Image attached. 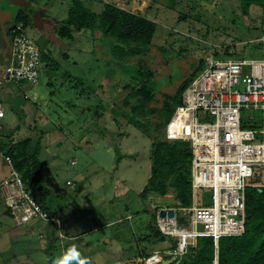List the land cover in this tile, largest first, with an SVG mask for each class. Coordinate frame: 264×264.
Wrapping results in <instances>:
<instances>
[{
  "label": "rangeland",
  "instance_id": "374dc122",
  "mask_svg": "<svg viewBox=\"0 0 264 264\" xmlns=\"http://www.w3.org/2000/svg\"><path fill=\"white\" fill-rule=\"evenodd\" d=\"M74 1L0 0V64H6L11 51L1 36V22L9 31L19 23L20 11L29 18L27 36L48 59L38 83L0 87L5 110L0 139L16 143L43 135L40 158L51 189L47 206L60 214L65 233L63 247L54 243L48 254L44 245L51 237V222L32 221L28 224L33 233H26V225H16L5 213L0 196V264H50L73 243L92 264H147L151 255H166L175 240L152 232L153 204L174 206L176 200L172 193L140 197L151 174L155 131L154 126L144 131L129 124L121 113L128 109L122 100L141 82L133 76L140 62L154 71L153 105L160 106L210 55L234 60L264 57L255 41L264 33V9L253 6L245 15L240 0H82L96 12L112 3L157 22L154 47L142 61L116 56L100 32L92 36L88 30L72 29V39L61 36L59 25ZM243 72L250 73V67L244 66ZM250 114L259 116L257 111L245 113ZM1 152L0 181L10 172ZM73 182L76 187L70 186ZM198 194L204 197L207 192Z\"/></svg>",
  "mask_w": 264,
  "mask_h": 264
},
{
  "label": "built area",
  "instance_id": "2783aa9c",
  "mask_svg": "<svg viewBox=\"0 0 264 264\" xmlns=\"http://www.w3.org/2000/svg\"><path fill=\"white\" fill-rule=\"evenodd\" d=\"M11 54L0 69V87L22 81L39 82L43 61L38 45L30 39L22 22L9 32ZM264 51V33L255 40ZM244 66L250 73L244 74ZM26 96V95H25ZM248 111H257L245 115ZM4 103L0 98V130L4 125ZM213 118V121L206 119ZM206 120V121H204ZM246 120L253 127H243ZM168 140L190 142L192 148V204L176 207L153 204L161 233L176 240L166 255L154 254L147 264L175 257L179 264L199 236H239L245 231V190L264 186V57L260 59L206 58V67L191 81L165 127ZM10 173L0 183V196L17 224L52 220L43 204L31 194L13 160L3 155ZM259 171L261 183H251ZM72 186H75L72 183ZM208 190L199 197L200 190ZM208 199L210 204H202ZM174 211V216L161 212ZM42 237V234L40 235Z\"/></svg>",
  "mask_w": 264,
  "mask_h": 264
},
{
  "label": "trees",
  "instance_id": "16d2710c",
  "mask_svg": "<svg viewBox=\"0 0 264 264\" xmlns=\"http://www.w3.org/2000/svg\"><path fill=\"white\" fill-rule=\"evenodd\" d=\"M240 5L242 12L248 15L253 6L264 9V0H240ZM28 19V16L20 11L16 20L26 26L29 23ZM157 27V22L147 16L112 3H105L104 8L96 12L86 6L82 0H75L66 20L59 25L58 32L68 39L73 38L72 29L75 32L88 30L92 36L100 32L103 39H109L116 56L126 59L138 57L140 60L154 47ZM257 43L261 47V43ZM215 57L219 58V55ZM41 58L42 61L48 60L42 53ZM205 63L206 60L202 59L198 69L185 78L173 94L166 95L160 106H157L153 105L156 102V89L151 82L154 71L147 70L144 62H140V69L133 78L141 82L139 85L132 86L129 95L122 100L121 104L128 109L120 112L129 124L140 127L144 131L154 126L155 136L150 151L151 174L140 192V197L144 200L154 195L164 196L172 193L176 200L174 206L183 207L192 204L193 153L190 142L168 140L165 137V127L176 107L181 104L184 90L202 71ZM142 75L148 78L142 79ZM153 119L155 122H152ZM242 125L243 127L254 126L246 120ZM41 149L40 138L26 137L16 143L0 139V151H4L3 155L12 158L27 190L53 217L54 213L45 202L50 188L43 175ZM119 158L118 154L117 162ZM250 181L261 183V173L257 171ZM202 190L209 195L208 190ZM208 199L200 198L199 202L208 203ZM152 215L155 219L152 232L164 238L166 235L161 233L156 225V210H153ZM175 247L176 240L172 248ZM216 262L217 264H264V186H250L245 190V231L242 235L222 236L217 244L212 236H199L196 239V246L189 247L179 264H216Z\"/></svg>",
  "mask_w": 264,
  "mask_h": 264
},
{
  "label": "crops",
  "instance_id": "0c3cea01",
  "mask_svg": "<svg viewBox=\"0 0 264 264\" xmlns=\"http://www.w3.org/2000/svg\"><path fill=\"white\" fill-rule=\"evenodd\" d=\"M1 36L6 40V44L7 45H10L11 46V40H10V38H9V33H8V30H7V28L5 27V22H1ZM11 50H12V47H11ZM10 54H11V51H10ZM10 54H9V56H10ZM9 56H8V58H7V61H6V59H5V62H6V64L8 63V60H9ZM5 64H0V69L1 68H3V66H4ZM14 84H16V83H14ZM6 86V85H5ZM47 133H48V131H47ZM43 136V135H42ZM42 136H38V137H34V136H32V135H29V136H27V137H34V138H42ZM22 140V139H21ZM20 141V140H19ZM2 152L0 151V154H1ZM2 157H3V155H2ZM3 163H5L6 164V162H5V160H4V157H3ZM71 164H76V161L74 160V159H72L71 160ZM10 173V172H9ZM8 175L9 174H7L1 181H0V183L5 179V178H7L8 177ZM74 184H75V186H72V183L70 184V186L71 187H76L77 186V184L75 183V182H73ZM46 184H47V186H48V181H46ZM83 189V187L81 186V190ZM51 190V189H50ZM46 202V204H47V200L45 201ZM3 204H4V207H5V209H6V211H5V213L6 214H8V215H10V212H9V210L7 209V207H6V205H5V203H4V201H3ZM54 214H53V219L52 220H48V222H51V224H49L48 226L50 227V229L52 228V233H51V237H50V240H49V242H47L45 245H44V250H45V252L47 251V253L49 254V251H51V249L53 248V245H54V243H56L57 244V242L59 243L60 242V244L62 245V247H63V240H62V238H64V236H65V233L62 235L61 234V232L63 231V222H62V219H61V216H60V214L57 212V211H54L53 212ZM11 216V215H10ZM12 217V216H11ZM13 219V218H12ZM14 221V220H13ZM15 222V221H14ZM16 225H20V226H24V225H26V227H25V229H24V231L26 232V233H33V225L32 224H28V223H25V224H17V223H15ZM61 228H62V230H61ZM41 235V234H40ZM44 236L42 235V237L40 236V238H43ZM107 241L109 242L110 241V239H107ZM51 255V254H50ZM130 257H132V258H135L134 256H130ZM49 258H50V256H49ZM126 259V258H125ZM117 262H120V261H115V262H112V264H116Z\"/></svg>",
  "mask_w": 264,
  "mask_h": 264
},
{
  "label": "clouds",
  "instance_id": "9594fccd",
  "mask_svg": "<svg viewBox=\"0 0 264 264\" xmlns=\"http://www.w3.org/2000/svg\"><path fill=\"white\" fill-rule=\"evenodd\" d=\"M63 235L64 233L61 232ZM50 264H92L90 257L84 256L79 247L73 243L63 248L62 251L51 258Z\"/></svg>",
  "mask_w": 264,
  "mask_h": 264
},
{
  "label": "water",
  "instance_id": "95a60500",
  "mask_svg": "<svg viewBox=\"0 0 264 264\" xmlns=\"http://www.w3.org/2000/svg\"><path fill=\"white\" fill-rule=\"evenodd\" d=\"M78 190H81V187H79V189ZM166 214H168L169 216H174L175 215V213H174V211H169L168 213H166V212H161V216H165ZM175 260V257H171V258H169V259H165V260H163L162 261V263L161 264H170V263H172L173 261ZM216 264H217V262H216Z\"/></svg>",
  "mask_w": 264,
  "mask_h": 264
}]
</instances>
